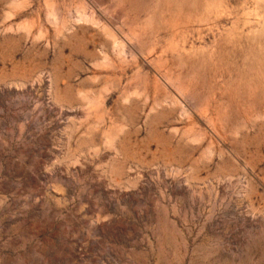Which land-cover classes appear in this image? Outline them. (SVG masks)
<instances>
[{
    "label": "rangeland",
    "instance_id": "rangeland-1",
    "mask_svg": "<svg viewBox=\"0 0 264 264\" xmlns=\"http://www.w3.org/2000/svg\"><path fill=\"white\" fill-rule=\"evenodd\" d=\"M0 264H264V0H0Z\"/></svg>",
    "mask_w": 264,
    "mask_h": 264
}]
</instances>
